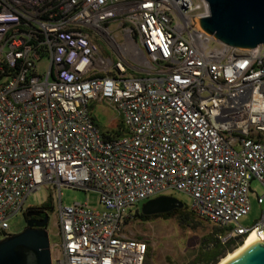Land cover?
<instances>
[{
    "label": "built area",
    "instance_id": "2783aa9c",
    "mask_svg": "<svg viewBox=\"0 0 264 264\" xmlns=\"http://www.w3.org/2000/svg\"><path fill=\"white\" fill-rule=\"evenodd\" d=\"M207 15L205 0H0V62L12 70L0 83L1 239L47 185L58 194L56 264H145L130 208L170 191L224 230L222 245L264 242V213L237 223L250 182L264 189V45L219 43L199 25ZM91 101L114 106L121 135L104 138ZM62 187L94 191L104 210L62 205Z\"/></svg>",
    "mask_w": 264,
    "mask_h": 264
},
{
    "label": "rangeland",
    "instance_id": "374dc122",
    "mask_svg": "<svg viewBox=\"0 0 264 264\" xmlns=\"http://www.w3.org/2000/svg\"><path fill=\"white\" fill-rule=\"evenodd\" d=\"M195 1V0H194ZM110 35L117 34L115 23L108 24ZM118 42L122 41L121 36H117ZM99 46L107 56L113 60H117V55L111 51L102 38L98 39ZM47 69V62L41 60L37 63L38 73H44ZM127 74L138 75L136 71L127 69ZM89 112L94 119L95 124L103 133H111L118 130L120 120L118 118L117 110L106 101L101 103L91 101L89 104ZM249 212L238 220V225L242 228H251L257 220L260 219L264 213V189L256 182H250ZM60 201L62 205H71L74 202L86 204L89 208L96 211L104 210V207L99 202L97 193L91 190H81L78 188L62 187L60 188ZM168 195L180 201L183 206L188 207L191 204V198L181 192L170 191ZM257 197H262V203L257 202ZM146 201L140 202L130 208V211L140 212L141 206ZM47 205L49 210L48 224L46 227L48 233L49 244L58 243L59 239L56 237L57 228L55 223L57 221V206L58 194L57 190L43 185L38 190L31 192L25 199L23 207H38ZM231 227L236 226L230 224ZM24 227L23 217L20 212L14 215L8 221L9 234L20 232ZM131 237L144 240L149 247L148 256L145 264H187L192 262L196 254L205 250L206 244L204 239H208L215 233V228H219L214 223L194 218V222L190 227H184L176 218H155L147 222H141L133 219L129 224ZM224 231V230H223ZM1 239V237H0ZM232 251V250H231ZM228 251V252H231ZM227 252V253H228ZM54 250L51 251V258H55ZM56 264L55 261H51Z\"/></svg>",
    "mask_w": 264,
    "mask_h": 264
},
{
    "label": "water",
    "instance_id": "95a60500",
    "mask_svg": "<svg viewBox=\"0 0 264 264\" xmlns=\"http://www.w3.org/2000/svg\"><path fill=\"white\" fill-rule=\"evenodd\" d=\"M208 15L201 18V29L216 41L237 49L264 45V0H205ZM183 204L170 195L147 200L140 209L144 216L165 214ZM28 221L18 233L0 240V264H52L48 215ZM224 264H264V242H257L235 254Z\"/></svg>",
    "mask_w": 264,
    "mask_h": 264
},
{
    "label": "trees",
    "instance_id": "16d2710c",
    "mask_svg": "<svg viewBox=\"0 0 264 264\" xmlns=\"http://www.w3.org/2000/svg\"><path fill=\"white\" fill-rule=\"evenodd\" d=\"M1 70H0V83L10 74H12V70L8 69L4 63L0 62ZM121 123L118 130L111 133H103L105 139H111L114 137H118L121 135ZM49 213L50 208L47 205H44ZM155 218H176L179 223L184 227H190L194 222V215L190 211L188 207L183 206L181 209H174L165 214H156L144 216L140 212L136 211L134 218L141 222H147L149 220ZM223 230L221 228H215V233L211 235L208 239H204V243L206 244V248L203 251H200L196 254L195 258L192 262L187 264H217V262L225 256L228 251L233 250L231 243L227 245L221 244V236L223 235ZM247 239V238H246ZM242 242L239 243V245ZM238 245V246H239Z\"/></svg>",
    "mask_w": 264,
    "mask_h": 264
},
{
    "label": "flooded vegetation",
    "instance_id": "af4514ba",
    "mask_svg": "<svg viewBox=\"0 0 264 264\" xmlns=\"http://www.w3.org/2000/svg\"><path fill=\"white\" fill-rule=\"evenodd\" d=\"M45 212L47 215H49L46 207L44 205L42 206H38V207H23L22 210H21V215L23 217V221H24V227L26 226V223L28 221H38L40 220L39 216ZM48 224V222H47ZM47 224H46V227H47ZM23 227V228H24ZM45 227V229H46Z\"/></svg>",
    "mask_w": 264,
    "mask_h": 264
},
{
    "label": "bare ground",
    "instance_id": "6f19581e",
    "mask_svg": "<svg viewBox=\"0 0 264 264\" xmlns=\"http://www.w3.org/2000/svg\"><path fill=\"white\" fill-rule=\"evenodd\" d=\"M257 242H258V240L254 237V235L253 234H250L249 236H247V237L244 238L243 242L239 246H237L236 248H234L231 252L226 253L225 256L222 257L217 262V264H224V263H226L229 260V258H231L235 254L239 253L240 251H242L246 247H248L250 245H253V244L257 243Z\"/></svg>",
    "mask_w": 264,
    "mask_h": 264
},
{
    "label": "crops",
    "instance_id": "0c3cea01",
    "mask_svg": "<svg viewBox=\"0 0 264 264\" xmlns=\"http://www.w3.org/2000/svg\"><path fill=\"white\" fill-rule=\"evenodd\" d=\"M123 39V38H122Z\"/></svg>",
    "mask_w": 264,
    "mask_h": 264
}]
</instances>
